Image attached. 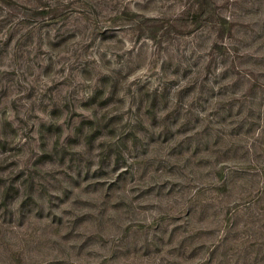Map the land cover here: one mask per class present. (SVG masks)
Segmentation results:
<instances>
[{"label": "rangeland", "instance_id": "obj_1", "mask_svg": "<svg viewBox=\"0 0 264 264\" xmlns=\"http://www.w3.org/2000/svg\"><path fill=\"white\" fill-rule=\"evenodd\" d=\"M262 62L264 0H0V264H264L219 118Z\"/></svg>", "mask_w": 264, "mask_h": 264}, {"label": "trees", "instance_id": "obj_2", "mask_svg": "<svg viewBox=\"0 0 264 264\" xmlns=\"http://www.w3.org/2000/svg\"><path fill=\"white\" fill-rule=\"evenodd\" d=\"M205 2L200 1L198 3L197 8L195 11V18L199 19L200 16L205 12ZM35 9H33V16H43L48 12V8L46 6H49L48 3H43V5H36ZM224 21V20H223ZM225 22V21H224ZM232 27L233 25H228L225 27V29H228V33H232ZM224 31V25H219V32L222 33ZM247 35V34H246ZM219 35L217 33L212 47V53L217 52V56L221 60L222 68L225 69V58L231 59L233 57V51L234 47H236L237 43L232 42L231 40L226 41L225 43L222 42L218 44L217 39ZM260 43H263V41L259 40ZM246 44L247 43H243ZM215 48H218L220 51L218 52ZM216 50V51H215ZM225 71H222V73L227 74ZM254 71H258L260 73V77L264 76V62L262 64L255 65V68H252ZM227 76V75H226ZM224 76V77H226ZM214 77H217L216 74H214ZM246 84H248V89L244 92H241L239 96L233 97L238 100V103H229L225 108V112H222L220 114V117H230L232 118L230 123L228 124L230 127H232V131H236L237 128V134L233 135L234 133L230 131L228 142L226 144L231 146V150H237L239 147H241L242 152L236 154L238 157V164L242 163L243 165H240L241 168L247 169L248 174H250L252 177H250V180H254L258 187L256 191H259V193H264V83H260L259 79L254 78L250 73L246 74L245 77ZM231 96H235V92L232 93ZM237 110L235 112L234 109ZM238 115V116H236ZM234 116V117H233ZM256 124V126H255ZM238 126V127H237ZM238 143V145H236ZM219 172L221 170L219 169ZM221 176V174H219ZM223 178V176H221ZM245 239V238H244ZM244 239H240L244 242ZM218 250V247L212 248L208 255L211 257L214 252ZM225 259L222 261L223 264H259V261H254L257 257H255V254L245 255L242 257L238 253L230 254L228 257L224 256ZM208 261L211 262L213 259L208 258ZM247 260V263L245 262Z\"/></svg>", "mask_w": 264, "mask_h": 264}]
</instances>
